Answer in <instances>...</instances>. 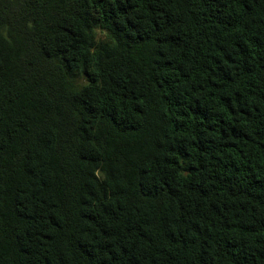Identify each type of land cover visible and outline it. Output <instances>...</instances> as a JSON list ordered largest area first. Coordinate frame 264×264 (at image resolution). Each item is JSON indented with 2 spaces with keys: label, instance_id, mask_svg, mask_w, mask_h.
Segmentation results:
<instances>
[{
  "label": "trees",
  "instance_id": "16d2710c",
  "mask_svg": "<svg viewBox=\"0 0 264 264\" xmlns=\"http://www.w3.org/2000/svg\"><path fill=\"white\" fill-rule=\"evenodd\" d=\"M0 264H264V0H0Z\"/></svg>",
  "mask_w": 264,
  "mask_h": 264
}]
</instances>
